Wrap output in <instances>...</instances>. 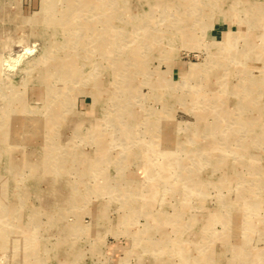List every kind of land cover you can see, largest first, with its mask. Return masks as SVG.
<instances>
[{
  "label": "rangeland",
  "instance_id": "1",
  "mask_svg": "<svg viewBox=\"0 0 264 264\" xmlns=\"http://www.w3.org/2000/svg\"><path fill=\"white\" fill-rule=\"evenodd\" d=\"M0 264H264V0H0Z\"/></svg>",
  "mask_w": 264,
  "mask_h": 264
},
{
  "label": "bare ground",
  "instance_id": "2",
  "mask_svg": "<svg viewBox=\"0 0 264 264\" xmlns=\"http://www.w3.org/2000/svg\"><path fill=\"white\" fill-rule=\"evenodd\" d=\"M53 121V120H52ZM49 124V123H48Z\"/></svg>",
  "mask_w": 264,
  "mask_h": 264
}]
</instances>
